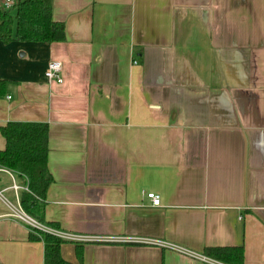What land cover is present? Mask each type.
<instances>
[{"label":"crops","instance_id":"obj_1","mask_svg":"<svg viewBox=\"0 0 264 264\" xmlns=\"http://www.w3.org/2000/svg\"><path fill=\"white\" fill-rule=\"evenodd\" d=\"M52 14L64 40L0 41V125L48 124L52 181L31 215L97 236L63 239L62 257L79 264L78 242L82 264H209L102 238L149 237L264 264V0H52ZM25 182L0 167L2 194ZM30 231L0 198V264H43Z\"/></svg>","mask_w":264,"mask_h":264},{"label":"trees","instance_id":"obj_2","mask_svg":"<svg viewBox=\"0 0 264 264\" xmlns=\"http://www.w3.org/2000/svg\"><path fill=\"white\" fill-rule=\"evenodd\" d=\"M11 8L0 6V41L56 42L65 39V24L52 14V0H13ZM5 80L0 79V95L5 93ZM48 124L37 121H8L0 125L5 146L0 149V167L23 175L29 191H21L20 204L33 213L52 181L47 167ZM57 227L55 224H50ZM30 240L42 239L43 264H72L60 252L63 239L50 233L30 231ZM79 264L83 262L82 244L75 242ZM203 254L228 264H243L242 246L206 247Z\"/></svg>","mask_w":264,"mask_h":264},{"label":"built area","instance_id":"obj_3","mask_svg":"<svg viewBox=\"0 0 264 264\" xmlns=\"http://www.w3.org/2000/svg\"><path fill=\"white\" fill-rule=\"evenodd\" d=\"M12 3H13V0H4V5L6 6V8L10 7ZM61 70H62V62L60 60L52 59L47 62L44 75L48 81L56 80L58 82H62ZM11 188L15 191V203L10 202L8 199H6L1 193V191H0V198L3 199L6 205L8 206L10 210V215L13 216L15 219L25 223L30 228V230L33 231V229H37L41 232L50 233L64 240H72V241H79V242L90 241V240H94L97 238V236L68 232L58 227H53L51 225L41 222L40 220L36 219L35 217L27 213L20 204V197L17 194V191L20 188H23L24 190L29 191L27 182H25L23 186L12 183ZM146 195L151 200V204L153 206L160 205L161 200H160L159 194L153 191H147ZM102 238L103 239H114V240H131L135 242L137 241L147 242L151 244H156L160 247L172 249L178 253L190 256L192 258L199 259L209 264H228L223 261L206 256L203 253L196 252L192 249L186 248L185 246L176 244L172 241H168L165 239H154V238H149V237H131L128 239L126 237H105V236H103Z\"/></svg>","mask_w":264,"mask_h":264},{"label":"rangeland","instance_id":"obj_4","mask_svg":"<svg viewBox=\"0 0 264 264\" xmlns=\"http://www.w3.org/2000/svg\"><path fill=\"white\" fill-rule=\"evenodd\" d=\"M0 6L3 7V8H6V6L4 5V0H0ZM7 8H10V12H11L12 14H14V9H12L11 6H10V7H7ZM3 194H4V196L7 197V199H8L10 202L15 203V200H14V198L11 196V193L6 192V193H3ZM32 232H34V233H36V234H40L41 231H39V230H37V229H33Z\"/></svg>","mask_w":264,"mask_h":264}]
</instances>
